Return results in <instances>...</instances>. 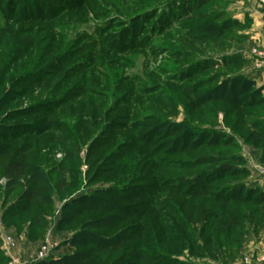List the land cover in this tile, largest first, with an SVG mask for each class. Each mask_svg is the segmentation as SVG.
<instances>
[{"label": "rangeland", "instance_id": "obj_1", "mask_svg": "<svg viewBox=\"0 0 264 264\" xmlns=\"http://www.w3.org/2000/svg\"><path fill=\"white\" fill-rule=\"evenodd\" d=\"M241 10L237 0H0V264L14 257L6 226L31 183L26 169L6 184L4 167L28 145L32 164L59 167L48 180L73 219L63 258L261 264L264 85L250 71L264 49L238 36L249 27ZM46 146L65 160H45Z\"/></svg>", "mask_w": 264, "mask_h": 264}, {"label": "crops", "instance_id": "obj_2", "mask_svg": "<svg viewBox=\"0 0 264 264\" xmlns=\"http://www.w3.org/2000/svg\"><path fill=\"white\" fill-rule=\"evenodd\" d=\"M239 6L242 8L241 16H246L249 21V27L244 34L248 36V40L244 46L254 47L259 46L264 49V17L258 10L257 4L254 0H237ZM250 74L256 78L257 83L264 85V69L256 68V63H252ZM51 204L49 206L40 207L39 217L30 220L27 224H20L17 221L10 222L6 226L8 234H6L4 244L10 239L12 242V254L21 255L18 258L23 264H40L50 259L63 257L71 250L68 246V241L72 238L73 234H69L67 226L61 223L60 212L67 199H61V194L53 192L49 194ZM68 196L67 198H71ZM48 242L53 248L46 258H40L39 252L43 245Z\"/></svg>", "mask_w": 264, "mask_h": 264}, {"label": "trees", "instance_id": "obj_3", "mask_svg": "<svg viewBox=\"0 0 264 264\" xmlns=\"http://www.w3.org/2000/svg\"><path fill=\"white\" fill-rule=\"evenodd\" d=\"M198 2V4L200 6L204 5L208 0H196ZM238 36H242V35H238ZM264 98H262L263 100ZM17 137V136H13ZM21 148V147H20ZM31 150V146L28 145L27 148H22V150L20 149L18 154L15 156L14 161L9 162L5 167H4V179L7 181L6 184L11 183V184H15L17 182L20 181V179L23 177L24 175V170L29 169L31 175L28 178L30 180V185L27 186L26 190L23 192L22 196H21V202L20 204H18L16 206V210H14L15 212H13L12 216L10 217L11 222L17 221L15 220L20 214H25V215H30L33 217V220L35 221L34 215H36L37 219L39 217V210L40 207L43 206H49L52 205L51 204V199L49 194L53 193L51 190V182L48 180L50 176H53L56 171H58L59 167L55 166L53 168H51L50 170H44L42 167L38 166L37 164H32L30 162V160L28 161L26 156H22V154L27 153L28 151ZM57 148H52L50 146H46V147H42L39 150V154L48 161H56V163L58 162H63L66 158V154H64L63 150H60L62 152V159L61 160H56L55 156L58 153ZM6 151H1L0 155L3 154ZM60 152V153H61ZM38 185H41L40 188H38ZM39 189V190H38ZM59 194H61V199L64 198L63 196V190H60L59 188ZM56 192V191H54ZM41 195V199L39 198ZM71 196V195H70ZM70 209V208H69ZM67 210L66 204L64 203L60 212V217L59 219L61 220V223L66 224L67 226L71 227V224L73 223V219L69 218L67 216V218L65 217V212ZM18 213V214H17ZM29 216V217H30ZM31 218V217H30ZM10 223V222H9ZM68 227V228H69ZM73 238V236H72ZM72 238L70 239V241L72 240ZM104 249H118L120 248V244L119 245H114V244H106L103 246ZM104 251V250H103ZM96 254V253H95ZM98 254H103L98 253ZM88 255V254H87ZM85 254H76V255H72L69 256V258H56V259H50L46 262L40 263V264H60L61 260L65 261L67 260V264H81L83 262H86L88 260H90V256H87ZM64 264V263H62Z\"/></svg>", "mask_w": 264, "mask_h": 264}, {"label": "built area", "instance_id": "obj_4", "mask_svg": "<svg viewBox=\"0 0 264 264\" xmlns=\"http://www.w3.org/2000/svg\"><path fill=\"white\" fill-rule=\"evenodd\" d=\"M254 1L256 2L258 8L261 10L262 14L264 15V0H254ZM252 51H253L254 55L258 58L256 67L261 68V69L264 68V53L256 51V50H252ZM55 158L57 160H61L62 155L56 154ZM5 245L11 247L12 246L11 240L8 239ZM52 248L53 247L48 242H46L39 252V257L42 259L46 258L47 255L51 252ZM256 260H257V263L264 264V258L260 257V258H257ZM8 264H23V263L18 258L12 257Z\"/></svg>", "mask_w": 264, "mask_h": 264}]
</instances>
